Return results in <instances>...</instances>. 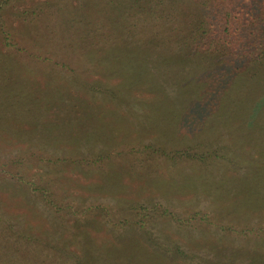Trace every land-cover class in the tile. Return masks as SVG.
I'll list each match as a JSON object with an SVG mask.
<instances>
[{
  "label": "rangeland",
  "instance_id": "obj_1",
  "mask_svg": "<svg viewBox=\"0 0 264 264\" xmlns=\"http://www.w3.org/2000/svg\"><path fill=\"white\" fill-rule=\"evenodd\" d=\"M29 6L15 1L0 18V138L8 139L0 144V237L26 231L69 250L88 242L98 262H119L121 255L129 264H264V75L260 81L247 76L243 91L255 89L247 102L231 97L229 115L245 131L216 122L206 140L199 127L182 128L185 112L154 109L151 93L123 91L113 109L99 103L98 94L96 103L83 92L87 110L71 111L72 76L82 67L53 55V46L36 45V31L29 35L24 22L35 10ZM231 70L222 68V75L228 78ZM159 77L175 97L172 83ZM48 80L61 94L49 117L47 103H37L38 90L46 100ZM95 105L101 117L94 115ZM177 151L217 156L210 163L161 156ZM137 205L148 216L170 215L145 228L120 225L123 216L133 218ZM7 243L0 240L3 249ZM127 245L133 248L126 252ZM23 257L10 254L12 260Z\"/></svg>",
  "mask_w": 264,
  "mask_h": 264
},
{
  "label": "trees",
  "instance_id": "obj_2",
  "mask_svg": "<svg viewBox=\"0 0 264 264\" xmlns=\"http://www.w3.org/2000/svg\"><path fill=\"white\" fill-rule=\"evenodd\" d=\"M15 1H28V10L35 8L33 15H25L24 22L29 35L36 31L33 38L39 48L53 46V55H63L82 67L73 72L76 83H72L68 97L76 106L71 111L87 110L83 92L94 102L109 103L113 109L119 108L123 91L130 95L138 92L140 97L151 93L154 109L162 106L168 111L176 108L185 112L180 115L182 128L189 124L199 127L205 140L206 131L213 129L216 122L233 123L245 131L237 118L229 115L233 108L231 97L247 102L255 90L243 91L249 82L247 76L260 81L264 75V0H59L56 5L51 0H0V18ZM222 68L233 72L227 78L222 75ZM160 75L172 83L175 97L167 95L166 79ZM228 79L231 83H226ZM50 82L44 89L46 100L42 99L43 90H38L37 98V103H47V117L57 112L55 100L61 96ZM114 86L128 88L114 94ZM94 94L100 96L98 102ZM198 101L204 103L198 107ZM99 105L93 107V113L101 117ZM162 131L165 132L164 127ZM196 140L201 148L199 135ZM5 141L7 137L0 138L2 146ZM161 156L172 162L210 163L217 153L177 151ZM41 192L48 196L44 189ZM16 205L21 206V202ZM131 209L133 218L123 216L120 225L145 228L146 223L156 222V217L161 220L170 215L166 211L160 216H148L140 205ZM13 235L8 236L9 240L0 237L8 242L5 249L0 245V264H129L121 255L116 259L119 262H98L88 242L69 250L34 233L32 238L26 236V231ZM129 248L133 247L127 245L126 252ZM85 249L90 252L85 253ZM175 249L169 248L170 253L175 254ZM14 250L24 256L22 261L10 259ZM146 254L156 255L161 261L169 258L159 251ZM102 257L107 259L106 254Z\"/></svg>",
  "mask_w": 264,
  "mask_h": 264
}]
</instances>
